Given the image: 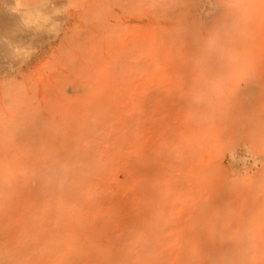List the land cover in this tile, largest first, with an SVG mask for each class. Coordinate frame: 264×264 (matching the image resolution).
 I'll return each mask as SVG.
<instances>
[{
    "label": "rangeland",
    "instance_id": "1",
    "mask_svg": "<svg viewBox=\"0 0 264 264\" xmlns=\"http://www.w3.org/2000/svg\"><path fill=\"white\" fill-rule=\"evenodd\" d=\"M0 34V264H264V0H0Z\"/></svg>",
    "mask_w": 264,
    "mask_h": 264
},
{
    "label": "bare ground",
    "instance_id": "2",
    "mask_svg": "<svg viewBox=\"0 0 264 264\" xmlns=\"http://www.w3.org/2000/svg\"><path fill=\"white\" fill-rule=\"evenodd\" d=\"M26 23H27V21H26ZM21 30H22V32H25V33H27L26 31H25V29H24V26H22L21 27ZM34 30H35V32H36V30H37V28H34ZM35 32H34V34H35ZM9 37V40L10 41H13L14 40V35L13 34H11V35H8ZM3 37H5L4 35L2 36L1 34H0V40H2L3 39ZM4 56H8L7 54H5Z\"/></svg>",
    "mask_w": 264,
    "mask_h": 264
}]
</instances>
